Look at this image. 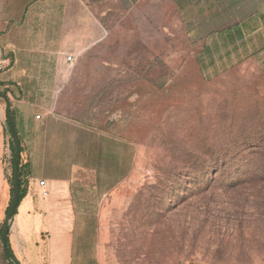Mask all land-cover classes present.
<instances>
[{"label":"rangeland","instance_id":"obj_1","mask_svg":"<svg viewBox=\"0 0 264 264\" xmlns=\"http://www.w3.org/2000/svg\"><path fill=\"white\" fill-rule=\"evenodd\" d=\"M87 3L105 26L76 54L68 109L132 142L134 173L81 222L86 243L105 264H264V73L209 70L173 0ZM47 234L30 264H50Z\"/></svg>","mask_w":264,"mask_h":264},{"label":"crops","instance_id":"obj_2","mask_svg":"<svg viewBox=\"0 0 264 264\" xmlns=\"http://www.w3.org/2000/svg\"><path fill=\"white\" fill-rule=\"evenodd\" d=\"M87 4L0 0V56L12 60L0 72V90L11 99L25 171V194L8 239L22 264H30L29 247L43 232L48 233L50 264H105L95 255L99 246L86 243L91 233L81 222L101 220L106 200L134 173L132 142L87 127L68 109L69 80L78 73L76 54L101 40L105 26L103 16ZM173 4L188 36L200 46L199 55L210 62L209 70L252 62L264 73V0ZM5 108L0 98V220L12 201L15 154Z\"/></svg>","mask_w":264,"mask_h":264},{"label":"water","instance_id":"obj_3","mask_svg":"<svg viewBox=\"0 0 264 264\" xmlns=\"http://www.w3.org/2000/svg\"><path fill=\"white\" fill-rule=\"evenodd\" d=\"M0 98H2L6 103L5 113L8 119V128L10 135L13 139L14 145H15V154H14V193L13 198L7 213V218L1 233V242L2 247L6 256V259L10 264H17L16 259L8 245V236L11 228V222L13 221L17 208L19 205L20 200V165H21V159H22V147L21 142L14 124V120L11 114V99L7 92L0 90Z\"/></svg>","mask_w":264,"mask_h":264},{"label":"trees","instance_id":"obj_4","mask_svg":"<svg viewBox=\"0 0 264 264\" xmlns=\"http://www.w3.org/2000/svg\"><path fill=\"white\" fill-rule=\"evenodd\" d=\"M25 182V171H24V166L23 165H20V184H21V188H20V200L19 202L22 200L24 194H25V190L22 188V185L24 184ZM12 183L14 184V160H13V176H12ZM13 193H14V188L12 189ZM10 207V206H9ZM9 207L7 208V213H8V210H9ZM5 224V222H4ZM4 224L3 226L0 228V233H2V230H3V227H4ZM8 245L10 247V242H9V239H8ZM15 259H16V263L17 264H22L20 262V260L16 257L15 253L13 252L12 248L10 247ZM4 259H6V256H5V253H4Z\"/></svg>","mask_w":264,"mask_h":264},{"label":"built area","instance_id":"obj_5","mask_svg":"<svg viewBox=\"0 0 264 264\" xmlns=\"http://www.w3.org/2000/svg\"><path fill=\"white\" fill-rule=\"evenodd\" d=\"M67 59L69 61H76V57H73L71 55L67 56ZM12 64V60L9 57H4V56H0V72L7 70L8 68H10ZM40 115H38L37 117H39ZM40 185L41 186H45L46 182L44 180L40 181ZM48 192L47 190L43 191V194L46 195Z\"/></svg>","mask_w":264,"mask_h":264}]
</instances>
